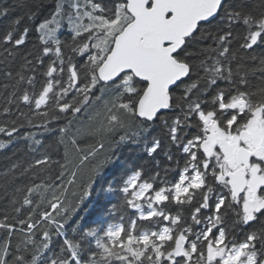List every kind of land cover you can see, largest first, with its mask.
<instances>
[{
    "label": "snow or ice",
    "instance_id": "1",
    "mask_svg": "<svg viewBox=\"0 0 264 264\" xmlns=\"http://www.w3.org/2000/svg\"><path fill=\"white\" fill-rule=\"evenodd\" d=\"M18 143L0 264H264V0H0Z\"/></svg>",
    "mask_w": 264,
    "mask_h": 264
},
{
    "label": "trees",
    "instance_id": "2",
    "mask_svg": "<svg viewBox=\"0 0 264 264\" xmlns=\"http://www.w3.org/2000/svg\"><path fill=\"white\" fill-rule=\"evenodd\" d=\"M92 143H94V141L92 139H87V140L84 141L83 144H81V147L86 148L88 145H90ZM22 147H23L22 143H18V144L15 145V147L13 149H10L9 152L0 153V170H2L4 167L7 166V161H5L3 159V156L4 155H10L11 152L14 151L16 148H22Z\"/></svg>",
    "mask_w": 264,
    "mask_h": 264
}]
</instances>
